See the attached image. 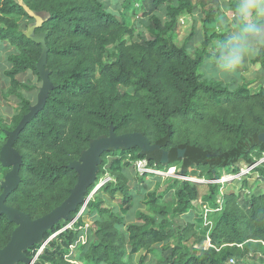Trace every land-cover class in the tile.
<instances>
[{
	"label": "trees",
	"instance_id": "16d2710c",
	"mask_svg": "<svg viewBox=\"0 0 264 264\" xmlns=\"http://www.w3.org/2000/svg\"><path fill=\"white\" fill-rule=\"evenodd\" d=\"M22 1L31 11L50 15L36 33L45 35L52 90L14 144L22 159L21 182L5 204L31 219L58 207L76 183L68 165L110 128L116 135L142 133L158 148L151 158L136 147L104 153L96 182L104 174L113 182L93 193L71 228L60 231L68 222L57 224L44 234L45 245L33 246L26 258L32 264H135L140 253L138 264L148 255L159 256L158 264H264V190L242 202L226 193L220 210L209 215L217 214L212 226L205 228L201 216L193 214L198 186L187 179L200 173L217 181L219 170L238 173L235 165L243 161L264 182V89L231 90L199 74L208 46L224 35L213 26L215 2L233 6L234 0H206L202 41L194 57L174 45L180 15L192 13L191 0H150L166 21L153 17L151 37L138 34V41L126 24L137 0ZM30 21L14 0H0V71L9 95L20 100L9 122L0 118V148L5 131H12L33 105L19 94L30 90L18 77L31 73L40 83L36 63L41 46L23 35ZM249 61L264 77V52ZM162 153L167 154L165 164ZM138 161L146 169L174 168L186 179L172 181L158 195L146 180L155 174L135 172ZM7 172L0 166L3 176ZM218 195L219 185L208 184L201 202L218 208ZM116 196L120 200L113 207L109 202ZM14 229L0 216V249Z\"/></svg>",
	"mask_w": 264,
	"mask_h": 264
},
{
	"label": "rangeland",
	"instance_id": "374dc122",
	"mask_svg": "<svg viewBox=\"0 0 264 264\" xmlns=\"http://www.w3.org/2000/svg\"><path fill=\"white\" fill-rule=\"evenodd\" d=\"M110 2L112 0H109ZM192 2V13L187 14L183 13L180 15L178 19V28L176 31V36L174 40V45L177 48L184 47L187 53L194 57V52L199 47L200 42L202 41V19L204 18L203 9L207 8L206 0H191ZM236 0L233 1V6ZM213 5V4H212ZM233 6L232 3H222L221 1L215 2L214 10L218 9L215 13L214 17V28L218 34H224L230 29L235 27V19L233 16ZM110 9V8H109ZM115 11V10H114ZM117 17L119 18L118 12H115ZM153 17L158 18L162 23L166 21L164 17V12H156L150 5V0H137L135 7L133 10L128 11V20L127 26L132 28L135 37L133 41H138L139 39L136 37L138 34L143 35L146 39H149L151 36L149 34L150 29H153ZM23 22H27V20H23ZM190 37L189 40L187 38ZM129 40V39H128ZM130 41V40H129ZM112 49V48H110ZM208 52V48L207 51ZM2 59V57H1ZM207 60V59H206ZM206 60L203 62V66L199 71L202 79L207 80H216L221 82L227 88L233 90L238 86H245L251 93H256L260 89H264V77L259 75L253 65L250 63L249 59L245 61V63L233 74L228 76H217L214 72H205V64ZM211 68V65H208ZM18 80L21 85L29 87L27 89L20 90L21 96L23 98L30 100L33 104H35V96L37 94L38 88L40 87V83L37 80V77L32 75L31 73H27L18 77ZM8 82L4 79L0 71V118L5 122H9L11 117L18 112V107L20 100L15 97V95H9L8 93ZM4 140L3 135H0V143ZM161 164H165L167 161V154L162 153L161 155ZM142 162V161H138ZM137 162V163H138ZM143 169L142 173L138 170L137 165L135 164V172L138 174H144L145 172L150 174H155L153 178H146L148 182H151L150 190H155L158 195H164L167 192V186L176 180L186 179L180 176L175 175L176 171L174 168H171L167 171L165 170H152L146 169L145 165L141 166ZM236 168H238V173H230L226 170H219V179L217 181L209 180L205 174L201 175L197 173L193 175V177L187 178L191 182H194L198 186L199 199L193 203L195 212L193 213L195 216H202L203 214V206L207 208H212L210 203L203 204L201 201L203 197L207 194V185L208 184H218L219 185V195L217 197V201L222 203V197L231 192L235 196H238L239 200L242 202L249 194L256 193L264 190V182L258 179L256 174L251 172L253 166H249L243 161L236 163ZM193 169H190L189 172H192ZM109 177L108 175H103L104 177ZM3 179V175L0 173V181ZM120 200V196H116L113 201H110L109 204L113 207L118 205ZM167 200V197H166ZM144 200H141V204ZM216 201V202H217ZM171 201H168L167 204H170ZM79 209L75 213V217L79 212ZM144 211H147V208H142ZM83 215V214H81ZM217 214L211 219V223L214 221ZM86 222V221H85ZM177 222L183 224L185 221L183 219H179ZM70 223L65 224L60 231L68 228ZM197 230H201L196 226ZM54 237L51 236V239ZM45 245L44 243L42 246ZM207 243H204L203 247H207ZM141 254L139 253L135 258V264H138V260ZM160 261L159 256H150L148 255L144 260L143 264H158ZM248 264H254L253 262H249Z\"/></svg>",
	"mask_w": 264,
	"mask_h": 264
},
{
	"label": "water",
	"instance_id": "95a60500",
	"mask_svg": "<svg viewBox=\"0 0 264 264\" xmlns=\"http://www.w3.org/2000/svg\"><path fill=\"white\" fill-rule=\"evenodd\" d=\"M14 1L31 19L23 32L24 37L41 46V54L36 63L40 87L35 96V104L29 107L28 113L21 118L12 131H5L6 140L0 148V166L8 170L0 181V216H5L8 222L15 225L9 241L0 249V264H32L31 260L26 258L25 253L33 246L41 245L44 234L57 224L71 221V214L83 204L88 189L96 183L98 167L104 153L136 147L144 156L151 158L158 152V148L150 145L142 133L116 135L113 128H110L108 135L90 140L78 159L68 165V168L75 172L76 183L69 191L68 197L58 207L39 218L31 219L27 214L5 204L7 198L16 191L21 182L19 173L22 159L14 148V144L26 125L44 108L52 90L49 74L45 68L47 57L45 35L36 33V30L49 20L50 15L46 12L29 10L22 0ZM183 155L184 151L178 153L179 158Z\"/></svg>",
	"mask_w": 264,
	"mask_h": 264
},
{
	"label": "clouds",
	"instance_id": "9594fccd",
	"mask_svg": "<svg viewBox=\"0 0 264 264\" xmlns=\"http://www.w3.org/2000/svg\"><path fill=\"white\" fill-rule=\"evenodd\" d=\"M233 16L235 27L208 46L205 72L231 75L264 52V0H236Z\"/></svg>",
	"mask_w": 264,
	"mask_h": 264
},
{
	"label": "built area",
	"instance_id": "2783aa9c",
	"mask_svg": "<svg viewBox=\"0 0 264 264\" xmlns=\"http://www.w3.org/2000/svg\"><path fill=\"white\" fill-rule=\"evenodd\" d=\"M142 164H144L145 165V163L144 162H138V163H136V165H137V168H138V170L142 173ZM108 182H113V180L112 179H110V178H108L107 176L106 177H104V178H101L100 180H98L96 183H95V185H94V189H93V191L85 198V201L83 202V204L79 207L80 209H79V212H78V214L76 215V217H74L69 223H70V225L68 226V228H66V229H69V228H71L72 226H73V224H74V222L77 220V219H79L82 215L81 214H83L84 213V211H85V209H86V205H87V203H88V201L91 199V197H92V195H93V193L98 189V188H100L102 185H104V184H106V183H108ZM195 203V202H194ZM216 204L218 205V208H207L206 206H203L202 207V209H203V214H202V216H201V219H202V226L203 227H205V228H210L211 226H212V223H211V219H210V217H209V215L211 214V213H216V212H218L219 210H220V202L219 201H217L216 202ZM230 263L232 264L233 262L232 261H230Z\"/></svg>",
	"mask_w": 264,
	"mask_h": 264
}]
</instances>
